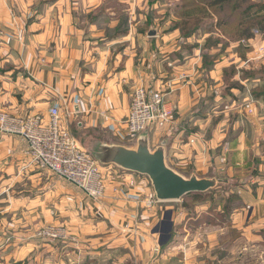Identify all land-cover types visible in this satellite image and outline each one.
<instances>
[{
	"label": "crops",
	"instance_id": "obj_1",
	"mask_svg": "<svg viewBox=\"0 0 264 264\" xmlns=\"http://www.w3.org/2000/svg\"><path fill=\"white\" fill-rule=\"evenodd\" d=\"M62 1L53 2L38 22L2 19L0 111L17 117L46 116L50 107L62 104L71 108L81 126L102 127L113 141L109 143L123 145L131 95L136 87H144L150 97L162 95L173 110L172 123L163 130L150 127L147 131L153 142L165 137L159 145L166 143V165L184 176L188 171L205 172L209 159L211 170L225 174L226 182L220 185L227 186L234 179L238 182L230 193L240 208L228 216L227 228L203 230L197 224L198 229H193L182 201L141 211L134 203L117 201L111 192L101 202L92 203L67 187L71 192L63 198L61 220L76 242L48 245L32 241V264H121L126 260L134 264H229L235 255L241 262L247 250L264 253V88L259 86L255 64L250 71L243 69L248 64L243 61L250 60L255 46L264 42V26L248 43L232 42L215 23L208 24L210 32L186 39L177 28L153 38L129 36L112 42L129 46L109 57L105 49L91 46L94 42L75 27ZM209 33L225 47L207 51L213 61L205 68L198 44ZM136 40L137 50L132 46ZM240 45L248 50L245 57L233 50ZM228 68L231 85L223 82ZM221 91L225 97L252 91L255 99L250 94L227 103L222 120L227 127L214 128L206 137L205 126L215 115L214 97ZM248 100L253 103L252 114L244 109ZM149 146L158 147L151 148L150 141ZM25 148L21 137L0 134V171L9 170L2 166L6 156L19 158ZM36 179L37 175L31 177ZM197 199L193 206L202 209L198 205L203 202ZM203 215L211 214L198 210L192 217L197 220ZM58 218H53L54 223H60ZM27 249L9 250L11 256L17 251L24 256Z\"/></svg>",
	"mask_w": 264,
	"mask_h": 264
},
{
	"label": "rangeland",
	"instance_id": "obj_2",
	"mask_svg": "<svg viewBox=\"0 0 264 264\" xmlns=\"http://www.w3.org/2000/svg\"><path fill=\"white\" fill-rule=\"evenodd\" d=\"M55 1L59 0H0V7H2L0 8V23H2V19L5 16L13 21L15 19L20 20L22 23L38 22L44 17ZM209 1L211 0H98V2L94 0H63L61 7L63 10H67L72 23H75V27L81 34L91 39L90 42H94L91 46L105 49L109 53V57H111L113 53H122L123 46H129L127 43L112 44L113 41H118L129 36L133 38H139V36L147 37L148 32L151 30L156 31L158 36L176 28L180 23H188L184 27L185 29L182 30V33L181 29L178 28L181 35H188L192 31L196 35H204L203 32L208 33L211 29L207 24L202 26V23H218L219 19L229 17L227 15H231L229 23L233 25L228 28H218V30H221L220 33L222 34L231 36V38L234 37L235 25L240 20L244 23L242 14L247 5L242 4L241 10L237 12L231 11L233 5L229 9H221L219 12L215 8L216 12H214L206 4ZM253 2L262 1L253 0ZM195 23L199 24L194 25ZM259 23H262V20ZM205 36L206 38L200 41L201 44H198V52L202 58L203 67L208 68L211 67L213 60L211 61L212 56L210 58L207 56V51L214 46L223 49L225 44L218 42V45V38L211 36L210 33ZM231 40L235 42L234 39ZM132 46L135 50L138 49L137 40L135 43H132ZM190 47L192 48L193 45L188 46V49ZM235 49L238 55H243V57H245V51H248L242 45L239 48L234 47L233 50ZM219 53H222V51ZM203 54L204 56H202ZM247 60L246 58L243 62H247ZM252 64H255L256 70L259 71V86L264 88V64L263 62L258 64L250 62L243 65V69L247 68L246 71H250ZM226 71L223 82L231 85L232 81H229V79L232 70L228 68ZM255 91H261V89H256ZM248 92L244 91L239 96L233 97L228 95L225 97L224 91H221L217 97H214L213 112L215 115L211 119V122L205 126L206 137L210 135V132L214 128L227 127L228 123L226 124L225 121H222L226 118L223 112L227 103L242 101L247 95L250 96V94L255 99L252 91ZM54 106L59 108L62 126L70 132L80 147L89 153L101 166L105 174L103 198L111 192L117 201L124 200L122 196L116 195L113 190L114 187L118 186V181L120 180L117 176H123L125 173L133 175L134 178L137 177L138 181L142 183L141 187H144L143 190L145 192L147 189L152 188L150 180L146 176L124 172L115 166L104 165L96 159L98 150L104 145H112L111 143L113 142L108 139V135L105 132L100 130L103 129L102 127L97 129L84 128L80 125L75 115H66L67 111H72L71 108L67 109L62 104ZM208 110L211 111V107ZM110 127L112 125H108L106 128ZM146 133L148 134V132ZM123 137V140H121L122 146L135 148L136 141L132 142L126 139L125 136ZM164 138H159V140L157 139L153 142L150 137H147L151 143V148L157 147ZM2 161L5 163L2 166H7L9 170L7 172L0 171V264H32V253L29 252L32 241L48 245H67L76 242V237L63 225L61 220L64 217L63 207H65L63 198L69 196L71 192L67 187L76 189L78 194L84 196L87 202L96 203V201L90 199L73 185L34 167L24 155V150L21 157L6 156ZM19 163H22L21 167L17 166ZM221 164H224L223 161H221ZM205 167V172L201 170L197 171V173L195 171H188L184 176L188 178L192 174H199L197 175L198 178H212L221 181V183L226 182L223 172L209 168V159L206 161ZM34 175H37V179L32 181L31 177ZM235 180L227 186L225 184L220 185L219 183L220 186L218 188L209 190L204 194H192L185 196L178 202H165V204L174 206L176 203L180 204L182 201L183 205H185L184 212L187 213L188 217L192 218L188 221L190 228L198 229L197 224H200L199 227H202L203 230H221L227 228L230 224L228 216L240 208V202L236 201L230 193L235 190L233 187L238 185V182ZM122 190L127 191V188L122 185ZM193 195H198V203L203 202L198 205L199 207H203L202 209H197L193 206L195 202ZM53 198L54 200H52ZM165 204L163 205L165 206ZM136 208L144 211L143 208L137 206ZM198 210L211 215H203L201 216L203 218L196 220L192 215ZM46 215L50 220H47ZM56 216H60L58 218L60 223H54L53 218ZM51 229H61L65 232L66 238L53 240L49 235L46 236L47 231ZM233 235L234 233H232ZM236 238L233 239L234 242ZM24 247L28 248L26 250L28 254L23 256V252L17 251L14 252L15 256H11L9 249H23ZM235 251L236 253L238 252L237 249ZM244 253L241 262H237L235 255L229 264H264V253L260 251L251 252L249 250ZM17 254H19V258L16 257ZM121 264H134V260H126Z\"/></svg>",
	"mask_w": 264,
	"mask_h": 264
},
{
	"label": "built area",
	"instance_id": "obj_3",
	"mask_svg": "<svg viewBox=\"0 0 264 264\" xmlns=\"http://www.w3.org/2000/svg\"><path fill=\"white\" fill-rule=\"evenodd\" d=\"M257 35L258 32L254 31V37ZM253 52L255 55L246 63L263 61L264 42L257 44ZM252 104L251 100L245 104L247 114L253 113ZM72 113L73 111H67L66 115L71 116ZM172 118L173 110L163 102L162 95L150 97L144 87H136L131 95L129 112L124 121V136L134 142L150 127L163 130L172 123ZM0 134L21 137L26 143L24 155L37 169L73 185L96 203L103 198L105 174L101 166L62 126L60 111L56 106L50 107L46 116L17 117L0 111ZM117 178L120 180L113 191L126 202L134 203L147 211L161 204L157 201L152 188L146 192L143 190L144 187H141L142 183L137 177L125 173ZM122 185L127 191L122 190ZM49 231L46 236L49 235L53 240L66 238L65 232L61 229Z\"/></svg>",
	"mask_w": 264,
	"mask_h": 264
},
{
	"label": "water",
	"instance_id": "obj_4",
	"mask_svg": "<svg viewBox=\"0 0 264 264\" xmlns=\"http://www.w3.org/2000/svg\"><path fill=\"white\" fill-rule=\"evenodd\" d=\"M149 38L157 36L156 31H149ZM135 148L122 145H104L96 159L107 166H115L124 172L146 176L151 183L159 203L178 202L185 196L204 194L216 188L218 181L212 178H188L175 172L165 162V142L151 150L147 133H142L136 140Z\"/></svg>",
	"mask_w": 264,
	"mask_h": 264
},
{
	"label": "trees",
	"instance_id": "obj_5",
	"mask_svg": "<svg viewBox=\"0 0 264 264\" xmlns=\"http://www.w3.org/2000/svg\"><path fill=\"white\" fill-rule=\"evenodd\" d=\"M206 4L208 8H212L214 12H216L215 8L219 12L221 9L224 8L229 9L231 5H233L231 11L237 12L238 10H241L240 7L242 4L247 5V7L244 9L245 11L242 14V20L244 21V23L240 20V22L235 25L234 37L231 38V36H229L231 39H234V41H248L254 37V31L258 32L261 30V27L264 26V0L262 2H253V0H211L209 1V3ZM227 16L229 17L219 19V22L215 23L216 27L222 29L232 26L233 24L229 23L231 15ZM260 20H262L263 24L259 23ZM197 24L199 23H195L194 25ZM205 24L208 25L209 23H202V26ZM187 25L188 23H180L179 25H177L176 28H180L182 33V30H184V27H186ZM193 34L194 32L192 31L188 33V35L185 34L181 36L186 39L192 36ZM197 196L198 195H193L194 198H196Z\"/></svg>",
	"mask_w": 264,
	"mask_h": 264
}]
</instances>
